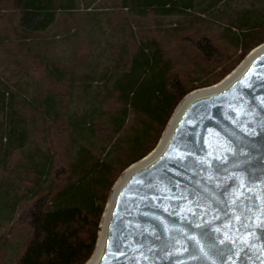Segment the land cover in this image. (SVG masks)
<instances>
[{
  "label": "trees",
  "instance_id": "16d2710c",
  "mask_svg": "<svg viewBox=\"0 0 264 264\" xmlns=\"http://www.w3.org/2000/svg\"><path fill=\"white\" fill-rule=\"evenodd\" d=\"M253 1L0 0V264L90 259L121 173L156 147L187 94L264 43V0ZM121 13L145 18L150 37L142 27L141 41H112L129 28H113ZM61 41L67 59L52 54Z\"/></svg>",
  "mask_w": 264,
  "mask_h": 264
},
{
  "label": "water",
  "instance_id": "95a60500",
  "mask_svg": "<svg viewBox=\"0 0 264 264\" xmlns=\"http://www.w3.org/2000/svg\"><path fill=\"white\" fill-rule=\"evenodd\" d=\"M243 60L125 170L85 264H264V43Z\"/></svg>",
  "mask_w": 264,
  "mask_h": 264
},
{
  "label": "rangeland",
  "instance_id": "374dc122",
  "mask_svg": "<svg viewBox=\"0 0 264 264\" xmlns=\"http://www.w3.org/2000/svg\"><path fill=\"white\" fill-rule=\"evenodd\" d=\"M259 2L260 1H257V0H254L253 1V3L254 4H256V5H259ZM237 4H239V2H234L233 3V6L234 5H237ZM239 6H240V8H248L247 7V4L246 3H240L239 4ZM77 17H76V21H79V19H82V18H84V17H88L87 15H85L84 13H81V14H79V15H76ZM62 17V16H61ZM63 19H65L66 21H68V22H70V23H72L73 21L71 20V18L70 17H66V16H63ZM111 24L113 25V28L116 26V28H115V30H118V25L120 24V23H125V25L127 24V23H129V28L128 29H125L123 32H122V34L121 35H119V34H117L116 35V37L112 40V41H141V34L139 33V31L140 30H142V27L144 28V35L146 36V37H150V35H151V33H149V32H147V27H146V20H145V18H141L142 19V21L141 20H139V19H136V18H127V17H125L122 13L121 14H119L118 16L117 15H113L112 17H111ZM174 19H175V17L173 16V17H168L167 19H165L164 20V23H165V25H167V26H169V24H172L171 22L172 21H174ZM126 20V21H125ZM143 22H145V23H143ZM132 25V26H131ZM130 27H131V29H130ZM216 32H217V34L218 35H220V31H218V30H215ZM216 32H215V35H216ZM109 33V32H108ZM109 35H111L110 33H109ZM144 38V37H143ZM142 38V39H143ZM107 39V41H109L108 40V38H106ZM106 39H104V41L106 40ZM145 39V38H144ZM81 40H85V39H83V37H78L77 38V41H75V42H78V41H81ZM221 41H222V39H220ZM174 41H176V40H174ZM93 42V41H92ZM218 42H220V41H218ZM56 47H57V50L55 51V52H53L52 54H54V56H57V57H59V58H62V59H67L68 58V56L70 55V53L72 52V50H71V48H70V42L68 41H61L58 45H56ZM93 47H94V49H95V51H96V54H93V56L94 57H98L99 55L102 57V58H104V57H106L107 56V49L108 48H106V47H104L102 44H101V42L100 41H97V42H95L94 41V45H93ZM172 48H173V50H175V52H179V53H181V50L180 49H175L174 48V46L172 45ZM179 50V51H178ZM58 51V52H57ZM184 51H186L187 53H189V55H193V52L190 50V49H188V47H185L184 48ZM174 57L175 58H177V54H174ZM100 61V60H99ZM193 60H190V62H188V61H186L184 64H183V66H185L186 64H187V68L186 69H193L194 68V65H193V62H192ZM105 61H100V63H99V66H102L103 65V63H104ZM25 65L27 66V63H25ZM29 65V64H28ZM2 67V64L0 63V68ZM32 68H30V72H32V70H31ZM235 69V68H234ZM233 69V70H234ZM232 70V71H233ZM231 71V72H232ZM230 72V73H231ZM227 76V75H226ZM225 76V77H226ZM224 77V78H225ZM198 89H200V88H198ZM179 105V104H178ZM177 105V106H178ZM175 111V110H174ZM149 154V153H148ZM145 157V156H144ZM133 164V163H132ZM131 164V165H132ZM131 165H129L128 167H130ZM127 167V168H128ZM126 168V169H127ZM125 169V170H126ZM125 170L121 173V175L125 172ZM120 175V176H121ZM119 176V177H120ZM119 177H118V179H119ZM118 179L115 181V183L118 181ZM115 183H114V185H115ZM114 185H113V187H114ZM113 187H112V189H113ZM111 192H112V190H111ZM111 192H110V194H111Z\"/></svg>",
  "mask_w": 264,
  "mask_h": 264
},
{
  "label": "bare ground",
  "instance_id": "6f19581e",
  "mask_svg": "<svg viewBox=\"0 0 264 264\" xmlns=\"http://www.w3.org/2000/svg\"><path fill=\"white\" fill-rule=\"evenodd\" d=\"M244 60H242L241 61V63L243 62ZM240 63V64H241ZM239 64V65H240ZM239 65L237 66V67H239ZM236 67V68H237ZM235 68V69H236ZM235 69L233 70V71H235ZM233 73V72H232ZM231 73V74H232ZM230 74V73H229ZM230 74V75H231ZM219 83V82H218ZM217 84V83H216ZM214 85V84H213ZM212 86V85H211ZM207 87H210V86H207ZM201 90L202 89H206L205 87H203V88H200ZM200 89H196V90H194V91H191L189 94H187L185 97H187V96H189L190 94H192V93H194V92H196V91H198V90H200ZM184 97V98H185ZM182 104H183V102H181L178 106H177V108H176V110H175V112H174V114L172 115V117H171V119H170V121H169V123H168V125H167V127H166V129H165V131H164V133H163V135H162V137L161 138H163V136H165V134L167 133V131H168V129H169V127L171 126V124H172V122H173V120L175 119V117H176V115L178 114V112H179V110L181 109V107H182ZM161 140V139H160ZM162 141V140H161ZM159 143V142H158ZM161 143V142H160ZM160 143H159V145H160ZM157 146V145H156ZM155 149V148H154ZM132 165H134V164H132ZM128 169V168H127ZM124 173H126V172H124ZM124 173L122 174V176L118 179V181L115 183V185H114V187H113V190H112V193H111V195H110V198H109V200H108V203H107V205H106V209H107V207H108V205H109V202H110V200L112 199V195H114V192L116 191V189H117V186H118V184H120V182H121V180H122V178L124 177ZM106 209H105V212H104V214H103V219H102V223H103V221H104V217H105V213H106ZM100 233V232H99Z\"/></svg>",
  "mask_w": 264,
  "mask_h": 264
}]
</instances>
